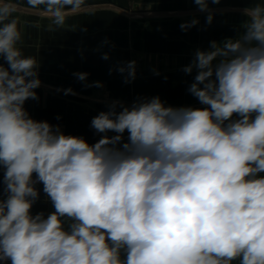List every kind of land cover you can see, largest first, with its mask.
Segmentation results:
<instances>
[{"label":"clouds","instance_id":"clouds-1","mask_svg":"<svg viewBox=\"0 0 264 264\" xmlns=\"http://www.w3.org/2000/svg\"><path fill=\"white\" fill-rule=\"evenodd\" d=\"M210 2L193 0L208 24ZM27 3L61 27L84 0ZM15 10L0 0V264H264V0L243 10L236 38L182 68L202 107L113 101L91 119L94 144L24 107L42 82ZM118 70L131 82L136 61ZM38 183L47 214L32 212Z\"/></svg>","mask_w":264,"mask_h":264},{"label":"crops","instance_id":"crops-1","mask_svg":"<svg viewBox=\"0 0 264 264\" xmlns=\"http://www.w3.org/2000/svg\"><path fill=\"white\" fill-rule=\"evenodd\" d=\"M11 2L23 35L20 47L25 55L40 61L42 83L36 89L38 99L27 100L24 107L34 119L59 125L65 134L83 136L94 144L100 136L90 127L91 119L100 111H107L113 101L130 106L139 98L159 96L173 107H202L187 91L196 73L185 75L182 71L189 64L181 63L185 62V55L163 51L164 43H154L149 40L150 36L137 38V22L149 21L152 17L169 18V12H175L177 19H198L199 23L192 27L191 44L194 52L201 49L197 46L207 50L210 41L222 42L242 32L243 10L253 0L210 2L211 24L206 21L208 12L200 11L193 0H84L79 8L65 7V23L61 27L55 25L45 5L32 7L27 0ZM128 26L133 29L131 35L126 32ZM154 44L160 48L147 47ZM105 53L108 59L103 58ZM186 59L192 60L193 54ZM133 60L136 75L131 82H126L127 73L121 74L118 69ZM77 72L88 73L87 81L78 80L73 75ZM97 81L103 86H85ZM69 88L75 94H66ZM36 187L40 199L32 212L47 214L53 210L52 206L42 184Z\"/></svg>","mask_w":264,"mask_h":264},{"label":"rangeland","instance_id":"rangeland-1","mask_svg":"<svg viewBox=\"0 0 264 264\" xmlns=\"http://www.w3.org/2000/svg\"><path fill=\"white\" fill-rule=\"evenodd\" d=\"M170 7L176 8L175 6ZM174 13L175 12H169V18L152 17V19H148L149 21L137 22V38L144 39L145 36H150L149 40H152V42L154 43H156L157 41L163 42V51L165 50L166 52L183 53L185 55V62L181 63L188 64L192 60L186 59V57L194 54V46L191 44L192 28L187 31H182L180 25L181 23L191 21L193 18L177 19L174 17L176 15ZM170 14L172 15L170 16ZM132 30L133 29L131 28V26L127 27L126 32L128 33V35H131ZM178 36L180 38H178ZM156 46L159 45L154 44V46L148 45L147 47L150 48ZM197 47L201 49L204 48V46ZM158 48H160V46Z\"/></svg>","mask_w":264,"mask_h":264},{"label":"built area","instance_id":"built-area-1","mask_svg":"<svg viewBox=\"0 0 264 264\" xmlns=\"http://www.w3.org/2000/svg\"><path fill=\"white\" fill-rule=\"evenodd\" d=\"M8 264H10V261L8 262Z\"/></svg>","mask_w":264,"mask_h":264}]
</instances>
